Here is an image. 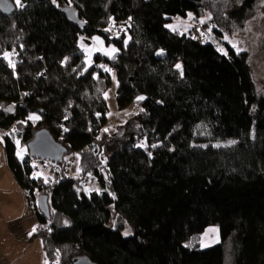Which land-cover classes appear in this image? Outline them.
<instances>
[{"label":"trees","instance_id":"1","mask_svg":"<svg viewBox=\"0 0 264 264\" xmlns=\"http://www.w3.org/2000/svg\"><path fill=\"white\" fill-rule=\"evenodd\" d=\"M62 1L81 26L56 0L0 12L5 160L33 203L47 264L57 252L59 264L81 255L97 264H264V92L249 53L239 43L222 53L194 27H166L191 13L236 41L249 22L264 23V0ZM96 34L119 51L98 53L87 67L80 40ZM106 66L116 70L118 108L140 107L112 132ZM42 128L68 149L62 162L30 155ZM226 140L235 143L200 145ZM41 161L57 170L35 178L47 168ZM88 180L102 190L88 191ZM211 225L221 241L201 248Z\"/></svg>","mask_w":264,"mask_h":264},{"label":"rangeland","instance_id":"2","mask_svg":"<svg viewBox=\"0 0 264 264\" xmlns=\"http://www.w3.org/2000/svg\"><path fill=\"white\" fill-rule=\"evenodd\" d=\"M56 3L67 10L72 11V6H67L62 0H56ZM258 13L261 15L263 11L258 9ZM202 24L201 22H195L193 15L189 13L186 17H174L173 20L167 22V26L173 30H179L182 33L189 32L191 27H194V31L197 37L206 42H210L222 53L228 52V46L235 47L239 43L240 48L246 50L250 56V66L253 74V78L256 84V90L259 93L264 92V23L262 19H257L256 22H249L247 28L239 40H233L229 36H220L213 31L207 21ZM227 37V39H225ZM80 46H82L85 55V63L87 67H91L94 64V56L98 53L112 57L118 53V48L114 44H107L105 39L96 34L91 37V43L86 44L83 40H80ZM115 49V51H113ZM180 65V64H179ZM111 75V86L107 93L108 106H109V123L106 127L108 131H115L121 125H123L129 118L134 116L140 110V107L132 104L124 110H120L117 106L116 89H117V74L113 67H107ZM4 135L0 131V255H4L5 260L8 263L5 264H45V255L43 250V243L40 236L35 235L36 229L40 223L38 220L37 226L34 227L32 234L21 233L18 234L17 226L20 227V221L27 224L26 219L23 217L28 209L26 208L27 200L23 188L15 180L14 176L10 172L4 153ZM229 141H211L207 143H200L202 146L206 144L212 145H229ZM17 152H23L20 145L17 144ZM74 162V160H73ZM44 167H47L46 163H39ZM49 168L57 170L55 165H50L47 168L38 169L36 174L47 176L51 175ZM69 174H75L77 172L76 165H73L69 169ZM88 191H101V186L95 181L88 180L86 183ZM6 209V212L3 209ZM16 215L17 220L14 224L13 230L11 223L8 222L9 217ZM37 215V214H36ZM37 220V219H36ZM209 229H216L215 232H210ZM126 232H129V228L126 227ZM207 233V234H206ZM221 241L220 228L218 225H211L202 233L200 238L201 248H208L218 244Z\"/></svg>","mask_w":264,"mask_h":264},{"label":"water","instance_id":"3","mask_svg":"<svg viewBox=\"0 0 264 264\" xmlns=\"http://www.w3.org/2000/svg\"><path fill=\"white\" fill-rule=\"evenodd\" d=\"M63 9V8H61ZM69 20L81 26L78 13L72 8L71 12L63 9ZM16 11V5L12 0H0V12L5 16H11ZM28 150L33 158L47 160L53 163L62 162L67 155L68 149L58 142L52 134L46 129H39L33 139L28 143ZM38 208L41 214L49 216L48 197L41 196L38 199ZM70 264H97L88 256L81 255L72 259Z\"/></svg>","mask_w":264,"mask_h":264},{"label":"crops","instance_id":"4","mask_svg":"<svg viewBox=\"0 0 264 264\" xmlns=\"http://www.w3.org/2000/svg\"><path fill=\"white\" fill-rule=\"evenodd\" d=\"M24 193H25V197H26V200H27V206L26 208L28 209V212L23 216L26 221H27V224L23 221H20V227L17 226V230L14 229V226L12 224H14L17 220H14L15 218H17L16 215H13L11 217H9L8 219V222L11 223V228L13 230H15L18 234H21V233H28V234H32V232L34 231V227L37 226L38 224V217L36 215V212L34 210V206H33V203L31 201L28 200L27 196H26V192L25 190L23 189ZM4 212H6V209L4 208L3 209ZM37 219V220H36ZM40 223V222H39ZM45 255V253H44ZM5 256L2 254L0 255V264H5V263H8L7 260H5ZM45 264H46V259H45Z\"/></svg>","mask_w":264,"mask_h":264},{"label":"snow or ice","instance_id":"5","mask_svg":"<svg viewBox=\"0 0 264 264\" xmlns=\"http://www.w3.org/2000/svg\"><path fill=\"white\" fill-rule=\"evenodd\" d=\"M53 2L55 3V0H53ZM15 3H16V5L19 6L20 8H23V7H24V4H23L22 0H15ZM203 22H204V21H201V23H203ZM166 27H171V26L168 25V26H166ZM225 39H227V37H225ZM113 51H115V49H113ZM158 54H162V53H158ZM4 55H5V58H8V57L10 56V53H7V52H6ZM9 63H10V66H13V67H14V65L11 63V61H9ZM176 67H177L178 69H180V68H181V65L177 64ZM105 70H106V71H110L109 69H105ZM138 99H141V100H142V99H144V97H139ZM31 118H33V117H30V119H31ZM36 118H38V117H36ZM105 131H107V130H105ZM229 143H230V144H234L235 141H229ZM17 144H19V141H17ZM217 146H219V145H217ZM153 147H155V145H153ZM17 155L19 156V155H21V153L18 152ZM21 158H22V156H21ZM34 177H35V178H39V174H34ZM44 182H45V183L48 182L47 177H45ZM209 231H210V232H215L216 229H209ZM124 234H125V235H129L130 232H125ZM206 234H207V233H206ZM186 246H187V245H186ZM46 264H47V261H46ZM55 264H59V252H57V259H56Z\"/></svg>","mask_w":264,"mask_h":264},{"label":"built area","instance_id":"6","mask_svg":"<svg viewBox=\"0 0 264 264\" xmlns=\"http://www.w3.org/2000/svg\"><path fill=\"white\" fill-rule=\"evenodd\" d=\"M111 34L114 35L115 34V31H111ZM40 163L43 164L44 161H41Z\"/></svg>","mask_w":264,"mask_h":264},{"label":"bare ground","instance_id":"7","mask_svg":"<svg viewBox=\"0 0 264 264\" xmlns=\"http://www.w3.org/2000/svg\"><path fill=\"white\" fill-rule=\"evenodd\" d=\"M105 164V163H104Z\"/></svg>","mask_w":264,"mask_h":264}]
</instances>
